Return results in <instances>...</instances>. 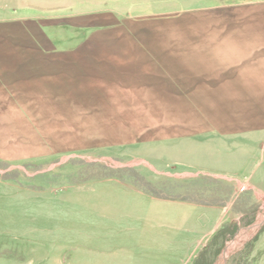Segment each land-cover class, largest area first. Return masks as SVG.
I'll list each match as a JSON object with an SVG mask.
<instances>
[{
    "label": "rangeland",
    "instance_id": "374dc122",
    "mask_svg": "<svg viewBox=\"0 0 264 264\" xmlns=\"http://www.w3.org/2000/svg\"><path fill=\"white\" fill-rule=\"evenodd\" d=\"M247 1L0 0V264H264Z\"/></svg>",
    "mask_w": 264,
    "mask_h": 264
},
{
    "label": "bare ground",
    "instance_id": "6f19581e",
    "mask_svg": "<svg viewBox=\"0 0 264 264\" xmlns=\"http://www.w3.org/2000/svg\"><path fill=\"white\" fill-rule=\"evenodd\" d=\"M264 222V215L260 217V219L258 220L257 224H255L252 228H250L251 230L246 234V236L248 237L249 235L251 236L253 233L256 232V229ZM245 235H241L240 237H238L237 239H235V241L233 243H230L229 245L226 246L225 251L223 253V255L220 258V261L218 264H225L226 259L231 255V253H233V251L238 247V245L240 244V241H242L243 239H245Z\"/></svg>",
    "mask_w": 264,
    "mask_h": 264
},
{
    "label": "crops",
    "instance_id": "0c3cea01",
    "mask_svg": "<svg viewBox=\"0 0 264 264\" xmlns=\"http://www.w3.org/2000/svg\"><path fill=\"white\" fill-rule=\"evenodd\" d=\"M247 2L249 3L251 1L248 0ZM206 211H209V210H206ZM210 211H211L210 213L205 212V214H202L201 217L202 219L207 218L206 220H210V223L208 226L216 228L219 225H221L222 221H224L225 219L224 217L226 216L223 214V212L221 213L220 210H218V208H212V210Z\"/></svg>",
    "mask_w": 264,
    "mask_h": 264
},
{
    "label": "water",
    "instance_id": "95a60500",
    "mask_svg": "<svg viewBox=\"0 0 264 264\" xmlns=\"http://www.w3.org/2000/svg\"><path fill=\"white\" fill-rule=\"evenodd\" d=\"M251 226H247L246 228H250Z\"/></svg>",
    "mask_w": 264,
    "mask_h": 264
}]
</instances>
